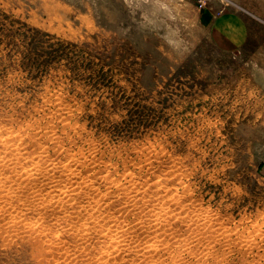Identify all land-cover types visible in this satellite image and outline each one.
<instances>
[{
    "label": "rangeland",
    "instance_id": "374dc122",
    "mask_svg": "<svg viewBox=\"0 0 264 264\" xmlns=\"http://www.w3.org/2000/svg\"><path fill=\"white\" fill-rule=\"evenodd\" d=\"M0 138V264H264V0H0Z\"/></svg>",
    "mask_w": 264,
    "mask_h": 264
},
{
    "label": "bare ground",
    "instance_id": "6f19581e",
    "mask_svg": "<svg viewBox=\"0 0 264 264\" xmlns=\"http://www.w3.org/2000/svg\"><path fill=\"white\" fill-rule=\"evenodd\" d=\"M4 125V124H3ZM26 128V127H25ZM10 130V129H9ZM19 136V135H18ZM22 137V136H21ZM1 139V138H0ZM9 139H11V138H9ZM20 139V138H19ZM21 140V139H20ZM10 144V143H9ZM11 145V144H10ZM15 145V144H14ZM17 145V144H16ZM13 146V145H12ZM151 146V145H150ZM18 147V146H17ZM6 148V147H5ZM39 148H41V147H39ZM16 149V148H15ZM21 151V150H20ZM37 152V151H36ZM36 152H35V154H36ZM41 152V151H40ZM19 153V152H18ZM27 153V152H26ZM2 154V153H1ZM12 155V154H11ZM10 155V156H11ZM22 155V154H21ZM28 155V154H27ZM32 157V156H31ZM36 157V156H35ZM39 157V156H38ZM33 158V157H32ZM16 159V158H15ZM20 159V158H19ZM68 159V158H67ZM175 159V158H174ZM5 160V159H4ZM8 160V159H7ZM22 160V159H21ZM41 160V159H40ZM75 160V159H74ZM73 160V161H74ZM20 161V160H19ZM17 162V161H16ZM22 162V161H21ZM27 162V161H26ZM8 163V162H7ZM13 163V162H12ZM32 164H33V162H31ZM70 163V162H69ZM18 164H20V163H18ZM32 164H30V165H32ZM177 164V163H176ZM0 166H2V164L0 165ZM15 166V165H14ZM17 166V165H16ZM15 166V167H16ZM28 166V165H27ZM29 167V166H28ZM40 167V166H39ZM1 168V167H0ZM32 169V168H31ZM80 169V168H79ZM44 170V169H43ZM76 170V169H75ZM99 170V169H98ZM28 171V170H27ZM26 171V172H27ZM114 171V170H113ZM90 172V171H89ZM133 172V171H132ZM29 173V172H28ZM47 174V173H46ZM75 174V173H74ZM41 175V174H40ZM48 175V174H47ZM46 175V176H47ZM108 175V174H107ZM7 176V175H6ZM8 177V176H7ZM10 177V176H9ZM116 177V176H115ZM121 177H123V176H121ZM120 177V178H121ZM21 178V177H20ZM29 177H27V179H28ZM112 178V177H111ZM117 178V177H116ZM14 179V178H13ZM81 179V178H80ZM93 179V178H92ZM134 179V178H133ZM19 180V179H18ZM31 181V180H30ZM58 181V180H57ZM149 181V180H148ZM167 181V180H166ZM2 182V181H1ZM24 182V181H23ZM35 182H37V181H35ZM83 182V181H82ZM131 182H133V181H131ZM4 183V182H3ZM39 183V182H38ZM84 183V182H83ZM87 183V182H86ZM122 183H124V182H122ZM1 184V183H0ZM5 184V183H4ZM22 184V183H21ZM24 184V183H23ZM42 184V183H41ZM117 184V183H116ZM147 185V184H146ZM32 186V185H31ZM39 186V185H38ZM42 186V185H41ZM80 186V185H79ZM5 187V186H4ZM13 187V186H12ZM93 187V186H92ZM9 188V187H8ZM19 188V187H18ZM23 188V187H22ZM136 188V187H135ZM4 189V188H3ZM17 189V188H16ZM38 189V188H37ZM36 189V190H37ZM40 189V188H39ZM61 189V188H60ZM76 189V188H75ZM84 189V188H83ZM98 189V188H97ZM12 190V189H11ZM101 190V189H100ZM116 190V189H115ZM123 190V189H122ZM130 190V189H129ZM138 190V189H137ZM10 191V190H9ZM38 191V190H37ZM58 191V190H57ZM166 191V190H165ZM6 192V191H5ZM33 192V191H32ZM51 192V191H50ZM103 192V191H102ZM137 192V191H136ZM7 193H9V192H7ZM40 193V192H39ZM63 193V192H62ZM115 193V192H114ZM126 193V192H125ZM11 194H12V192H11ZM26 195V194H25ZM100 195V194H99ZM18 196H20V195H18ZM103 196V195H102ZM12 196H10V198H11ZM66 197H68V196H66ZM74 197V196H73ZM72 197V198H73ZM87 197V196H86ZM114 197V196H113ZM22 198V197H21ZM102 200V199H101ZM8 201V200H7ZM42 201V200H41ZM96 201V200H95ZM100 201V200H99ZM98 202V201H97ZM12 203V202H11ZM88 203H89V201H88ZM21 204V203H20ZM97 204V203H96ZM18 205V204H17ZM34 205V204H33ZM41 205V204H40ZM43 205V204H42ZM109 205V204H108ZM138 205V204H137ZM164 205V204H163ZM169 205V204H168ZM36 206V205H35ZM83 206V205H82ZM128 206V205H127ZM162 206V205H161ZM24 207V206H23ZM26 207V206H25ZM43 207H45V206H43ZM51 207V206H50ZM46 208V207H45ZM148 208V207H147ZM34 209V208H33ZM90 209V208H89ZM164 209H166V208H164ZM17 210V209H16ZM2 211V210H1ZM42 211V210H41ZM166 211V210H165ZM21 212V211H20ZM67 212V211H66ZM75 212V211H74ZM11 213V212H10ZM147 213V212H146ZM169 213V212H168ZM18 214V213H17ZM39 214V213H38ZM43 214V213H42ZM41 214V215H42ZM124 214V213H123ZM158 214V213H157ZM8 215V214H7ZM11 215V214H10ZM27 215V214H26ZM164 215H166V214H164ZM168 215V214H167ZM23 216V215H22ZM160 216V215H159ZM175 216V215H174ZM173 216V217H174ZM177 216V215H176ZM18 217V216H17ZM11 218V217H10ZM21 218V217H20ZM76 218V217H75ZM163 218V217H162ZM172 218V217H171ZM3 219H4V217H3ZM17 219V218H16ZM141 219V218H140ZM167 219V218H166ZM25 220V219H24ZM79 220V219H78ZM82 220V219H81ZM95 220V219H94ZM93 220V221H94ZM95 221H97V220H95ZM101 221V220H100ZM134 221V220H133ZM143 221V220H142ZM16 222V221H15ZM102 222V221H101ZM126 222V221H125ZM141 222V221H140ZM14 223V222H13ZM73 223V222H72ZM99 223V222H98ZM127 223V222H126ZM27 224V223H26ZM30 224V223H29ZM56 224V223H55ZM80 224V223H79ZM70 225V224H69ZM96 225V224H95ZM169 225V224H168ZM30 226V225H29ZM127 226V225H126ZM158 226V225H157ZM41 227V226H40ZM143 227V226H142ZM166 227V226H165ZM7 228V227H6ZM22 228V227H21ZM54 228V227H53ZM116 228V227H115ZM149 228V227H148ZM155 228V227H154ZM177 228V227H176ZM168 229V228H167ZM173 229V228H172ZM220 229V228H219ZM31 230V229H30ZM29 230V231H30ZM36 230H37V228H36ZM77 230V229H76ZM42 231V230H41ZM101 231V230H100ZM222 231V230H221ZM12 232V231H11ZM25 232V231H24ZM50 232V231H49ZM58 233V232H57ZM164 233V232H163ZM110 236H111V234H110ZM114 236V235H113ZM151 240V239H150ZM45 241V240H44ZM152 241V240H151ZM186 241V240H185ZM126 242V241H125ZM49 243V242H48ZM106 243V242H105ZM249 243V242H248ZM117 244V243H116ZM190 244V243H189ZM155 245V244H154ZM114 246V245H113ZM62 247V246H61ZM155 248V247H154ZM51 250V249H50ZM124 250V249H123ZM156 250V249H155ZM160 251V250H159ZM185 251V250H184ZM180 252V251H179ZM177 253H178V251H177ZM59 254V253H58ZM138 254V253H137ZM172 254V253H171ZM174 255H175V253H174ZM187 255V254H186ZM56 256V255H55ZM123 256V255H122ZM151 256V255H150ZM179 256V255H178ZM152 257H154V255L152 256ZM57 258V257H56ZM177 258V257H176ZM140 259V258H139ZM125 260V259H124ZM183 262V261H182ZM155 263V262H154ZM181 264V263H180Z\"/></svg>",
    "mask_w": 264,
    "mask_h": 264
},
{
    "label": "crops",
    "instance_id": "0c3cea01",
    "mask_svg": "<svg viewBox=\"0 0 264 264\" xmlns=\"http://www.w3.org/2000/svg\"><path fill=\"white\" fill-rule=\"evenodd\" d=\"M224 23H225L224 20L221 19V21L215 23V27L219 28V29L220 28L223 29ZM230 36H232V32H230ZM245 37H246L245 32H241L239 39H237V42L243 41L245 39Z\"/></svg>",
    "mask_w": 264,
    "mask_h": 264
}]
</instances>
